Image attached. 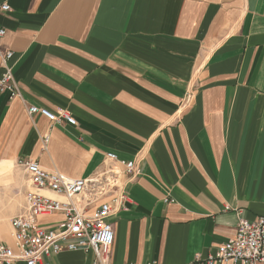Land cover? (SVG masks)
<instances>
[{
    "label": "crops",
    "instance_id": "crops-1",
    "mask_svg": "<svg viewBox=\"0 0 264 264\" xmlns=\"http://www.w3.org/2000/svg\"><path fill=\"white\" fill-rule=\"evenodd\" d=\"M3 2L0 53L12 52L20 97L0 93L1 242L14 246L24 160L74 178L104 169L109 152L136 161L126 209L108 218V264H190L239 217L264 213V0ZM93 259L63 251L38 264Z\"/></svg>",
    "mask_w": 264,
    "mask_h": 264
},
{
    "label": "built area",
    "instance_id": "built-area-1",
    "mask_svg": "<svg viewBox=\"0 0 264 264\" xmlns=\"http://www.w3.org/2000/svg\"><path fill=\"white\" fill-rule=\"evenodd\" d=\"M9 8L7 3H0V13ZM3 33L0 30V35ZM11 56L10 51L0 53V93L9 99L20 97L19 84L8 64ZM27 112L39 113L52 123L75 124L66 110L53 113L30 105ZM48 139V135L43 137V147ZM105 158L106 167L89 178L69 177L32 160L20 162L30 188L24 193L23 211L10 219L14 246L0 241V264H38L44 257L77 250L91 251L93 264H108L113 243V228L108 218L126 209V185L138 174V166L136 161L118 159L111 152ZM54 213H60L62 218L52 225L41 224L40 218ZM222 263L264 264V213L253 220L239 217L233 237L220 243L212 253L195 254L190 264Z\"/></svg>",
    "mask_w": 264,
    "mask_h": 264
}]
</instances>
